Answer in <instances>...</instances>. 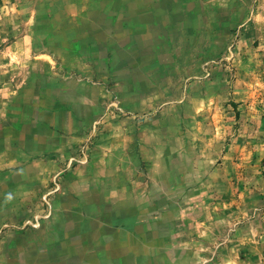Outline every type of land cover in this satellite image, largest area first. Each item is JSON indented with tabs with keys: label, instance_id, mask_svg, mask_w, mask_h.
Returning <instances> with one entry per match:
<instances>
[{
	"label": "rangeland",
	"instance_id": "obj_1",
	"mask_svg": "<svg viewBox=\"0 0 264 264\" xmlns=\"http://www.w3.org/2000/svg\"><path fill=\"white\" fill-rule=\"evenodd\" d=\"M0 264H264V0H0Z\"/></svg>",
	"mask_w": 264,
	"mask_h": 264
}]
</instances>
